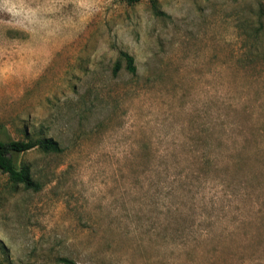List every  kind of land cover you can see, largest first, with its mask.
I'll return each instance as SVG.
<instances>
[{"label": "rangeland", "instance_id": "rangeland-1", "mask_svg": "<svg viewBox=\"0 0 264 264\" xmlns=\"http://www.w3.org/2000/svg\"><path fill=\"white\" fill-rule=\"evenodd\" d=\"M0 138L4 264H264V0H0Z\"/></svg>", "mask_w": 264, "mask_h": 264}, {"label": "trees", "instance_id": "trees-1", "mask_svg": "<svg viewBox=\"0 0 264 264\" xmlns=\"http://www.w3.org/2000/svg\"><path fill=\"white\" fill-rule=\"evenodd\" d=\"M128 4H136L141 0H123ZM126 60L127 68L130 72L136 71L134 58L129 54H123ZM120 63L117 62L115 72L119 69ZM38 148L44 153H59L61 147L57 141L52 138L39 140H9L3 141L0 138V173L7 174L10 179L16 184H22L26 189L38 191L40 184L36 182L30 172V169L25 166H19L16 156ZM63 262H68L62 260ZM0 264H4L0 261Z\"/></svg>", "mask_w": 264, "mask_h": 264}]
</instances>
